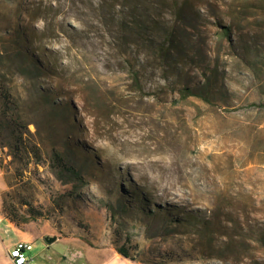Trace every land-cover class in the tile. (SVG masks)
Wrapping results in <instances>:
<instances>
[{
	"label": "rangeland",
	"instance_id": "374dc122",
	"mask_svg": "<svg viewBox=\"0 0 264 264\" xmlns=\"http://www.w3.org/2000/svg\"><path fill=\"white\" fill-rule=\"evenodd\" d=\"M136 1L185 54L165 60L124 30L141 18L129 0H0V86L44 151L37 163L0 144L2 199L43 214L0 220V264L25 239L28 264H264V0ZM206 78L216 99L182 96ZM7 119L0 108L3 144ZM50 142L76 183L49 167Z\"/></svg>",
	"mask_w": 264,
	"mask_h": 264
},
{
	"label": "trees",
	"instance_id": "16d2710c",
	"mask_svg": "<svg viewBox=\"0 0 264 264\" xmlns=\"http://www.w3.org/2000/svg\"><path fill=\"white\" fill-rule=\"evenodd\" d=\"M119 6L118 3H114L112 5L113 9L117 8ZM129 8L131 14H137V11L139 10L141 14L140 17H133L131 21H126L123 23L122 28L124 30L133 31L134 29L137 30V35H141L143 39L153 44V46L156 47L158 52L160 53V56L162 58H165V60L171 61L172 59L176 61L178 56L183 55L186 53V44L187 40L176 30L174 29L173 32L170 31H161L160 27L158 26L157 22H151V18H147L149 16V13L139 5V2L136 0H129ZM122 12V10H121ZM120 15V14H119ZM131 23V24H129ZM155 29L160 30V34H157L155 32ZM220 33H223L224 35H228L229 28L226 26H221ZM158 39H157V37ZM15 43V53L18 55V50L20 49V45L18 40L14 39ZM21 73H28V68L22 64L21 66ZM182 96H188V95H195L200 97L201 99L210 102L213 99H216V95L219 94L221 91L219 88L216 87L215 83L210 81L209 78H206L205 83H203L202 86H199L198 88H189V87H183L180 89ZM212 92L215 94H212ZM0 108L2 113L8 117L7 119V126L10 129V134L12 137V142L3 144L2 139L0 138V144L4 146H8L11 148L10 150H13L16 152H24L30 156H32L37 163H42V157H43V148L40 146L43 144V141H38L33 144H28L23 139V134L26 132L27 134H32L28 128L26 127V124L23 123L18 115H14L13 112L18 109V105L13 97V95L9 92L8 88H5L3 86H0ZM9 115V116H8ZM60 116L59 111H55L53 109H50L46 113V119L48 122V129L47 135L51 136L54 134V131L57 129V126L54 124V120ZM37 135H40V131L36 129ZM48 148H49V167L51 169L58 168L61 174H66L70 177V179L73 181V183H76V180L81 179L80 172L77 168L69 164V156L68 154L61 149L62 146L55 142H50ZM1 151V148H0ZM12 152V151H11ZM75 181V182H74ZM3 196V193H2ZM25 205L24 212L20 213L17 208L13 204H9L5 202L4 199H2V206H1V212L9 219V221L13 222L15 226L17 227H23L22 223H27L30 220H33L35 218L41 217L43 214L38 211L36 208H34L32 205H30L27 202L23 203ZM109 209L112 208V206L108 205ZM158 213V212H157ZM152 215V214H149ZM172 221V220H171ZM175 221V222H174ZM173 223H177V220H173ZM116 252L121 255V257L125 259L133 260L128 252L127 246L124 244L119 245L115 248Z\"/></svg>",
	"mask_w": 264,
	"mask_h": 264
},
{
	"label": "built area",
	"instance_id": "2783aa9c",
	"mask_svg": "<svg viewBox=\"0 0 264 264\" xmlns=\"http://www.w3.org/2000/svg\"><path fill=\"white\" fill-rule=\"evenodd\" d=\"M31 249V243L22 241L14 244L7 249V257L10 264H27L29 257L26 255L27 251Z\"/></svg>",
	"mask_w": 264,
	"mask_h": 264
},
{
	"label": "crops",
	"instance_id": "0c3cea01",
	"mask_svg": "<svg viewBox=\"0 0 264 264\" xmlns=\"http://www.w3.org/2000/svg\"><path fill=\"white\" fill-rule=\"evenodd\" d=\"M0 158H1V151H0ZM8 188V184H7V181H6V179H5V176H4V172H3V169H2V167H1V164H0V220L2 219V218H5L9 223H10V225H12V226H15V224L13 223V222H11V221H9V219H7L6 217H4V215L2 214V212H1V206H2V193L6 190ZM17 227V226H16ZM57 239V238H56ZM23 241H28L29 242V240H27V239H25V240H23ZM7 249H9V247H6V250ZM76 251V250H75ZM77 252V251H76ZM75 252V253H76ZM77 255V254H76ZM64 258H65V256H63ZM7 262H8V264H10V262H9V259H8V257H7ZM28 262H29V260H28ZM28 264V263H27ZM103 264H106V263H103Z\"/></svg>",
	"mask_w": 264,
	"mask_h": 264
},
{
	"label": "water",
	"instance_id": "95a60500",
	"mask_svg": "<svg viewBox=\"0 0 264 264\" xmlns=\"http://www.w3.org/2000/svg\"><path fill=\"white\" fill-rule=\"evenodd\" d=\"M46 243H51L54 240H56V238L54 236H46L45 238Z\"/></svg>",
	"mask_w": 264,
	"mask_h": 264
}]
</instances>
